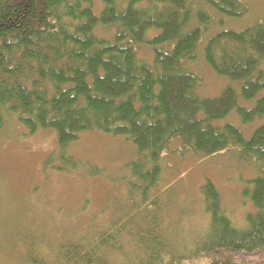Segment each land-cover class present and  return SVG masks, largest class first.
Wrapping results in <instances>:
<instances>
[{"label":"trees","instance_id":"1","mask_svg":"<svg viewBox=\"0 0 264 264\" xmlns=\"http://www.w3.org/2000/svg\"><path fill=\"white\" fill-rule=\"evenodd\" d=\"M0 0V130L15 115L31 134L57 132L58 147L44 169L67 172L89 167L71 145L87 131L122 135L136 157L122 168L124 206L59 244V251L30 249L31 264H255L264 255V22L242 30L219 17H243L242 0ZM220 26L203 46L219 77L231 80L215 96L202 95L193 63L205 31ZM99 27L112 28L108 37ZM247 102H253L246 106ZM261 123L249 137L231 122ZM178 142L206 159L234 151L257 172L241 196L250 208L240 225L225 209L211 179L200 186L206 223L189 239L186 230L163 225V160ZM118 180V179H117ZM101 219V220H102ZM184 238V239H183Z\"/></svg>","mask_w":264,"mask_h":264},{"label":"rangeland","instance_id":"2","mask_svg":"<svg viewBox=\"0 0 264 264\" xmlns=\"http://www.w3.org/2000/svg\"><path fill=\"white\" fill-rule=\"evenodd\" d=\"M125 7L127 0H117ZM248 7L243 17H219L225 27L242 30L256 22H264V0H242ZM103 0H94L99 14ZM220 26L213 22L199 44L195 71L201 76L200 93L215 96L231 84L219 77L207 64L203 46ZM98 32L112 36V28L99 27ZM264 66V65H263ZM247 102L246 106L253 105ZM0 130V264H31L30 249L40 254L55 255L59 244L85 232L91 220L100 225L112 211L120 212L124 206L126 187L119 182L122 168L136 157L131 141L122 135L114 136L102 131H87L71 145L70 152L85 163H92L104 173L91 175L89 167L67 172L44 169L45 160L58 147L57 132L38 129L31 134L20 125L15 115H5ZM239 126L247 137L262 120L241 123L236 112L221 123ZM162 216L164 228L172 232L178 228L189 239L203 231L206 212L200 186L211 178L220 188L225 209L240 225L249 210L248 201L241 196L245 181L256 174L254 161L243 162L234 151L220 153L204 159L195 156L174 142L163 160ZM118 179V180H117ZM102 219V220H101ZM184 239V238H183ZM246 262L264 264V255H246ZM205 257L189 259L186 264H209Z\"/></svg>","mask_w":264,"mask_h":264}]
</instances>
